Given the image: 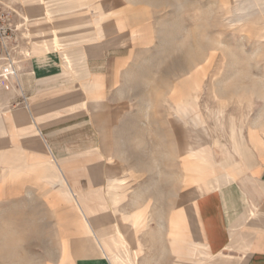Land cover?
I'll return each instance as SVG.
<instances>
[{
  "label": "crops",
  "instance_id": "0c3cea01",
  "mask_svg": "<svg viewBox=\"0 0 264 264\" xmlns=\"http://www.w3.org/2000/svg\"><path fill=\"white\" fill-rule=\"evenodd\" d=\"M16 1L13 24L38 25L39 56L16 76L18 105L0 100V204L30 199L45 216L42 264H264V89L232 92V123L207 136L183 83L167 96L183 129L167 116L161 141L155 111L146 132L112 126L117 112L63 105L83 82L102 107L101 87L126 82V66L153 52L159 18L184 16L188 1Z\"/></svg>",
  "mask_w": 264,
  "mask_h": 264
},
{
  "label": "rangeland",
  "instance_id": "374dc122",
  "mask_svg": "<svg viewBox=\"0 0 264 264\" xmlns=\"http://www.w3.org/2000/svg\"><path fill=\"white\" fill-rule=\"evenodd\" d=\"M2 1L7 2L6 6L2 5L9 7L13 22L16 9L8 0ZM186 1L189 6H184L187 9L184 16L176 7L164 18H159L160 38L155 41L153 52L126 66L122 76L126 82H106L101 87L99 100L102 107H93V97L83 87V82H79L77 94L64 95L63 105L81 112H117L112 126L146 129L151 127L152 111H155L159 117L161 141L169 116L173 115L170 122L175 123L176 129H183L182 120L174 114L167 96H170V101L176 99L171 93L180 90L183 83L190 82L189 106L192 111H197L191 119L192 127L206 128L207 136H211L214 128L224 127L226 122L232 123L231 112L236 110V104L230 103L232 92L244 95L247 82H254L255 94L264 89V0H255L258 5L247 14L237 8L241 3L254 0H185L187 4ZM17 2L20 0L15 4ZM14 26L15 36L2 54H7L9 60L0 61V73L6 65L12 67L20 79L26 59L39 56L33 52L34 43H40L37 38L39 27L23 22ZM46 27L48 32H52L54 24ZM15 80H4L0 86L4 89L0 90V100H5L2 103L5 107L13 108L19 103V99L13 97L20 94ZM5 85L10 89L14 86L15 90L6 91ZM153 94L158 98L154 109L151 102ZM199 133L204 141L206 134ZM142 154L146 159L150 158L151 152L143 151ZM32 210L39 209L30 199L0 204V264H42L46 258L52 235L45 216L30 214Z\"/></svg>",
  "mask_w": 264,
  "mask_h": 264
},
{
  "label": "built area",
  "instance_id": "2783aa9c",
  "mask_svg": "<svg viewBox=\"0 0 264 264\" xmlns=\"http://www.w3.org/2000/svg\"><path fill=\"white\" fill-rule=\"evenodd\" d=\"M16 27L12 22L9 7L5 8L0 2V61L9 60V57L2 55L6 51V46L15 36ZM1 74V73H0ZM2 76V75H0Z\"/></svg>",
  "mask_w": 264,
  "mask_h": 264
},
{
  "label": "bare ground",
  "instance_id": "6f19581e",
  "mask_svg": "<svg viewBox=\"0 0 264 264\" xmlns=\"http://www.w3.org/2000/svg\"><path fill=\"white\" fill-rule=\"evenodd\" d=\"M1 3H3V5H7V2H3L2 0H0ZM258 4L257 2L254 0L253 2L247 1L246 3H241L239 4L237 10H241L244 13H249L252 9H254V7H256ZM2 76H0V86L3 85L4 80L10 81V80H15V76H16V72L15 70H13L12 67L9 66H3L1 69V74ZM7 83V82H6ZM8 85H5V88H7Z\"/></svg>",
  "mask_w": 264,
  "mask_h": 264
}]
</instances>
